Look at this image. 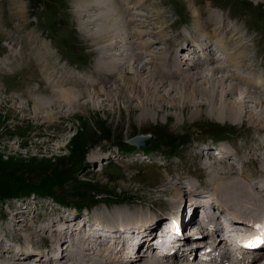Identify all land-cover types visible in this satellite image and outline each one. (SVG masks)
I'll return each mask as SVG.
<instances>
[{"label":"rangeland","instance_id":"obj_1","mask_svg":"<svg viewBox=\"0 0 264 264\" xmlns=\"http://www.w3.org/2000/svg\"><path fill=\"white\" fill-rule=\"evenodd\" d=\"M8 1L9 0H0V58L6 57L10 52L11 56L9 55V59L14 64L11 67L14 68L15 71L13 74H3L6 70L0 69V182L8 180L9 182L16 183V180L13 179L14 176H19L21 180H27V182L36 183L39 180L45 182L52 178V176L55 178V174H61L63 171L68 172L78 165L79 169H76V172H74L75 177L72 178L74 180L71 179L66 181L67 184L65 187H71L74 181L79 183L85 182L92 184L91 186L98 185L103 189L115 191L117 197L115 196L116 198H113L116 200L122 199V204L116 206H110L107 202V206L103 203H99L97 208L105 209V211L102 212L103 214L107 213L106 211L109 208H115L113 211H123L122 209L127 207H130L131 211L135 213H142L145 211L153 212L154 210L159 214H168L166 209H172V205L170 204V195L166 191H172V189H176V187L172 189L166 188L165 183L169 180H176L175 177L177 175L187 176L193 179L194 183L199 182L197 178L195 179L193 177L194 174L193 176L191 174L198 167L196 164L200 153L202 154V152H205L202 150L200 151V149L196 150V147L198 148L201 144L200 141L203 140L202 137L212 131L223 134L224 130H233L234 132L237 130L235 133H239V136H231V138H228L230 142L235 141L238 145L246 144L248 147H256L258 146L256 137L263 135L264 140V131L259 133L252 128L254 126L264 129V125L256 126L249 124V114L258 113L260 111V107L253 101L254 95L250 98L252 101L248 103L251 109L248 108L249 112L247 110L246 114L241 116L238 125L232 123L230 120L223 122L216 117V113L210 111L209 106L203 104L200 108L196 107L197 103L198 105L202 102L205 103L203 98L193 96L195 90L198 89L197 86L191 84L187 88V93L191 92V98L187 99V101H184L181 90L176 92L173 91L172 93L169 92L168 86L170 85H168V83L165 89L154 92L146 86L145 83L147 81L142 82L138 79H134L136 77L132 78V73L134 72L130 69V63L129 65L127 64V67L125 66L121 71H118L119 75L117 73V78L118 76L122 77L124 74L128 77L120 80L116 78L115 81L104 88V92H101V88L95 89L94 87H90L86 89L89 93H93V96L90 97V94H85L83 97L79 98L78 101L80 105L82 104L81 106L74 105V103L69 101L66 107L53 109V111L56 112L55 118H58L53 121L46 120L45 117L47 113L43 111L38 117H35V114L32 112L35 105L33 100L34 96L39 92L33 90L37 87L44 86L41 77H51L50 80H53L52 83L55 85L62 86L65 83L64 87L82 88V86H80V77H83L86 73L94 74L95 68L97 67L98 53L102 51V48L106 45L105 43L109 41L107 39L101 43L98 39L99 37L96 36L95 38L93 34L96 33L100 35L102 30H104V32H106L107 29L109 30L114 24V22L112 23V21H114L113 19L116 21L118 17L108 18L106 12L92 9L91 6L87 7L88 5H86V3H84V5H86L84 7L83 5H77L74 2L75 0H16L13 4V9L10 8L12 11L9 12ZM120 1L123 3L122 12L124 16L122 21L123 24H125H122L121 28L114 27V29L122 30L125 27L126 40L129 42H132V37H134L133 34L137 28L139 31L143 29L140 32L143 31V33H148L143 40L147 42L155 40L154 43L156 45L153 46V50L159 51L165 49L171 50L172 44H170V39L166 38L175 39V41L171 39V41L175 43L172 49L175 50H177L176 43L179 42L180 45V40L183 38L192 40L196 37H200L202 39L204 32L200 31L194 23V15L202 8L210 9L222 15L225 13V18H221L215 13L206 11L207 16L212 14V19H205V23L208 21L207 23L218 36L222 34L218 31V26H226V22L228 25L236 26L240 31L241 43L244 46L243 53H245L243 54V59H246H244L243 62L242 73L246 80L238 81L237 83L234 81V83L242 89L237 87L235 94L227 97V100L229 102L232 100H240L243 97L240 93L246 91L245 89H250V93L254 92L253 94L256 95L257 100H261L264 105V54L261 50L264 45V37L261 33L257 32L258 26H261L264 32V18L260 19V17L257 16V19H255L249 11L250 9L255 12L259 10V8L264 10V0H240L248 10L239 6L235 0H223L224 5H217L215 0H188L189 3L186 0H165L166 2L164 0ZM133 1L136 4L133 3ZM49 2H53L51 5L52 7L49 6ZM184 2L186 4H184ZM145 3H147V5ZM93 4L92 2V6ZM47 6L49 14L46 11ZM185 6L186 8H184ZM129 8L131 9L129 10ZM115 9L114 7L110 9L106 8L107 12L110 14H113ZM238 10L240 11L238 12ZM234 11H236L235 14H233ZM50 14H54V16H50ZM258 14L260 15L259 12ZM90 19H92L93 25L86 27L83 22H87V20ZM196 20H199L197 16ZM136 23H140V26L138 25V27ZM253 25L255 26L253 27ZM229 29L231 37L234 38V40L238 39L239 31L233 27ZM129 32H132L131 35ZM63 40L64 42H62ZM141 40L142 39H137L138 42ZM158 42L159 44H157ZM182 44H185V42ZM161 45L164 46V48ZM22 46L24 48H22ZM140 50L145 54L143 53V57L138 55L141 59H139L138 62L132 61L135 63V67L142 66L144 60L149 58L147 49L141 48ZM66 51L68 53H65ZM106 51L112 52L111 50ZM25 52L28 53L26 54ZM14 53H16V55ZM19 56L20 58H18ZM30 56H33L32 59H34L32 63H35H31V65L28 66L29 58H31ZM55 57L58 58L56 59ZM172 58H174V55ZM24 59H26V61ZM53 59L55 61H53ZM187 60L189 66L191 62L198 61L192 60L191 58L189 59L188 57ZM249 62H251V65ZM197 64L198 66L196 68H192V72H194V70H200V68L206 71L208 67H210L206 66L204 68V66H201L198 62ZM53 65H55L56 68ZM34 67L35 69H33ZM186 67L182 69H188V67ZM224 74L226 75V73H221V71L217 72V76H223ZM4 75H9L11 78L8 79V77H6L3 79L2 77ZM181 80L178 79L174 81L179 83ZM232 82L231 78H229L226 85L233 84L235 86ZM30 88L31 90L33 89L32 93H30ZM25 93L27 94L25 95ZM147 107H149L151 114L145 116L142 113L144 108ZM50 109H52V107ZM262 119H264V117ZM148 134L166 135L169 136L170 141L176 138L177 143L179 140H182V142L185 140L186 143L180 145L181 149L176 152L177 156L175 157L163 155L161 153L164 152H159L149 155L148 159L141 154L135 155L127 153L121 155L117 153L116 147H110L112 146V144H110L111 142H117L120 138H126V141H133L134 139H139L137 136ZM108 139L111 141H107ZM250 143L253 145H250ZM224 145L233 149L231 144L225 143ZM161 146H163V144H161ZM200 147L201 146H199V148ZM159 148H161V150L168 149V147ZM245 150L247 149L244 148V150H242L241 147V151ZM262 156L264 157V151H262ZM208 157L204 156L205 162L206 160H210V163H217L216 159L220 158L214 154ZM83 159H85V161H83ZM239 160L240 158L237 159V161ZM243 166L248 167L245 164H243ZM244 169L245 170L241 169V171L246 172L247 170L245 167ZM248 172L251 173L250 170H248ZM65 180L67 179H64V181ZM203 183L204 180L202 181V184ZM182 185L188 189L191 183L186 180ZM199 188H201V185ZM103 196H105V194ZM148 196L156 200L151 204L155 206V208L152 210H143V203H146L143 199ZM171 196L174 197L172 192ZM46 198L47 202L44 201L45 203H42L40 206L43 210L53 206L51 202L52 198ZM103 198L110 199L108 196ZM15 200V198L6 199V206L0 207H3L2 209L4 210L13 204ZM38 202L40 201L38 200ZM46 203L48 204L47 207H45ZM36 207H39V204L36 205ZM34 208L35 207H31L27 211L29 215L27 224L32 223V219L36 218L35 213L32 212ZM19 209L20 211L22 209L24 211L26 206L23 205ZM68 209L70 210V208ZM54 210L56 209H52L48 215L57 212ZM85 211L86 210H84V212ZM62 214L63 212H61V216ZM193 217L194 216L191 218L193 222H191L193 227L197 229L195 225L199 224L198 217L197 215ZM185 220L186 218L183 222H185ZM23 221L24 219L20 220L22 223ZM221 234L222 232H220V235ZM79 235H81V233H79ZM21 241L25 242V239H21ZM175 243L178 247L183 246L180 242ZM191 246L194 247V245Z\"/></svg>","mask_w":264,"mask_h":264},{"label":"bare ground","instance_id":"obj_2","mask_svg":"<svg viewBox=\"0 0 264 264\" xmlns=\"http://www.w3.org/2000/svg\"><path fill=\"white\" fill-rule=\"evenodd\" d=\"M15 1L16 0H14L11 3L10 8L13 9V4ZM186 1L188 2V0ZM74 2L77 5H83V7L88 5L87 7L91 6L92 9H95V10L98 9V10L104 11L107 13L106 16H108V18L109 17H114V18L118 17V18L116 19V21L115 19H113L114 20L112 21V23L114 22L113 26L110 27L109 30L107 29L106 32L102 30L101 34L97 35L96 33L93 34L94 33L93 31L92 34L95 36V38L96 36H98L99 37L98 39L101 41V43L107 39L109 40L108 41L109 43L106 42L105 43L106 48L103 47L102 51L98 53L99 56H98V61H97V67L95 68L96 70L94 72L95 74L93 76L88 75L86 78L82 80V82L80 83L81 84L80 86H82V88L64 87L65 83L62 86L55 85L52 83L53 80L52 81L50 80L51 77L42 78L40 76L41 79L44 81L45 86L42 88H36L35 90L32 89L35 92L36 91L39 92L36 96H34V100H33L35 102L34 103L35 105H34V109L32 110V112L35 114V117H38L39 114L43 111L47 113L45 119L53 121V120L58 119V118H55L56 112L53 111V109L62 108V107L64 108V106L66 107L68 105L69 101L74 103V105L81 106L82 104L80 105L78 101L79 98L83 97L85 94H90V97L93 96V93H89L88 90L86 89L90 87H94L95 89L101 88V92H104L103 91L105 90L104 88L107 87L109 84H111L113 81H115V79L117 78L118 71H121V69H123L125 66L127 67V64L129 65L130 63V69L133 70L134 72L132 73V78L136 77L134 79H138L142 82L147 81L145 83L146 86L149 87V89L154 92L155 91L157 92V90H160V89H165L166 84L168 83V85H170L168 86L169 92L172 93L173 91L176 92V91L181 90V93H182L181 95L183 96L184 101H187V99L191 98V94H190L191 92L187 93L188 92L187 88L191 84L194 86H197L198 89L195 90L193 96H199L200 98H203V101H205V103L202 102L199 105L197 103L196 107L200 108V106L203 104H205L206 106H209L210 111L212 113H216L217 114L216 117L223 122L230 120L232 123L238 125L240 123L241 116L246 114L248 108L251 109V106L248 103L249 101H252L250 98L254 95L253 101H255L257 106L260 107V111L258 113L249 114V118H250L249 124L256 125V126L264 125V121H263L264 119H262L264 117V105L262 104L261 100H257L256 95L253 94L254 92L250 93L251 91L250 89L249 90L245 89L246 91H243L240 93L243 96L242 99L240 100H232L231 102L227 100V97L235 94L237 87L242 89L236 83L238 81L246 80L242 73V66H243V62L245 59V58L243 59L244 57L243 54L245 53H243L244 46L241 43V35L239 32V38L234 40V38L231 37L229 28H232V27L235 29L237 28L235 26L228 25L226 22V26H218V31L222 33L220 36H218V34L213 30V28L209 26V24L207 23L208 22L207 20H206L207 22L205 23V19H208V20L212 19V14L207 16L206 11L210 13H215L221 18L223 17L225 18L224 16L226 15L225 13L224 15H222L210 9L202 8L201 10L196 12V15H194V23L198 29L202 30L205 33L206 39H204L205 44L202 47H200V49H194L193 54L189 55L188 58L189 59L191 58L192 60H198L197 62L201 66H204V68L206 66H210V67H208L207 70L205 69L206 71H203L204 69L200 68V70H194V72H192L193 71L192 68L193 67L196 68L198 66L197 62H191L190 63L191 65L188 66V69L183 70L182 68H185V66L181 68V66L178 64V61L172 58L173 53H174V49L172 48L175 45V43L171 41V39L173 38H166V39H170V44H172L171 50L165 49L163 51H159V50H153V46L156 45L154 43L155 40L152 42L150 41L147 42L143 40V38L148 34V33L147 34L143 33V31L140 32L143 29L139 31L137 28V30L133 34L134 37H132L133 38L132 42H129L126 40L125 27L122 30L121 29L115 30L114 27L121 28L123 24V21H122V18L124 16V13L122 12L123 3L120 0L119 1L118 0H75ZM92 2L94 3L93 6H92ZM84 3H86V5H84ZM133 3L135 2L133 1ZM147 3L145 4L147 5ZM184 4L186 3L184 2ZM112 7L116 9L113 11V14H110L107 12L106 8L110 9ZM133 8H132V11H133ZM184 8H186V6ZM130 9L131 8H129V10ZM239 11L240 10H238V12ZM196 16L198 17L199 20H196ZM83 24H85V26L88 27L89 25H93V21L92 19H90V20H87V22H83ZM139 24H137V26ZM132 29H133V26H132ZM117 38H120V39H117ZM137 39H142V40L138 42ZM173 40L175 41V39ZM157 44H159V42ZM162 47L164 48V46ZM215 47L224 54L222 58H219L215 55ZM22 48L24 47L22 46ZM141 48L148 50L147 53H148L149 58L145 60L143 59L144 62L142 63V66L140 67L137 66L139 67L137 68L135 67L134 65L135 63L133 62L134 61L138 62L140 59L139 56L143 57L144 52L140 50ZM106 50H111L112 52H108ZM181 51H185L184 46H182ZM25 53L27 54L28 52H25ZM14 54L16 55V53ZM30 57L31 58L29 59L31 60L30 62L32 63L34 58L32 59L33 56H30ZM18 58H20V56ZM54 59L53 61H55ZM24 60L26 61V59ZM251 62H249L250 65H251ZM34 63L35 62H33L32 64ZM29 65L30 64L28 62V66ZM53 66L55 67V65ZM33 69H35V67ZM37 71H40V70H37ZM220 71L221 73H226V75L224 74L223 76L222 75L217 76V72H220ZM10 72H12V70H10ZM122 77L118 76L117 80L124 79L125 77H128V76L124 74L122 75ZM227 77L228 79L231 78V81H233L232 83H234V81L236 82L234 83L235 86L233 84L226 85L228 81ZM178 79L179 80L182 79V80L179 83L174 81ZM246 88H247V84H246ZM32 90L30 93H32ZM256 92L258 93V90ZM26 94L27 93H25V95ZM51 107L52 109H50ZM142 114L145 116L151 114L149 107L144 108ZM57 125H60V124H57ZM252 128L258 131L259 133L264 131V129L260 127L253 126ZM256 141H258V146L256 147L247 146L248 148H246L247 150L245 151L232 152V151L226 150L225 156L223 155L222 158L216 159L217 163H210V160L209 161L206 160L205 162L204 154L200 153L201 157H199V159L197 160L196 165H198V167H197V172L194 174V177L201 179L202 181L204 180L203 185L207 189V191L200 190L198 183L196 182L194 183L193 179H190L187 176L177 175L175 177L176 180L174 181L169 180L167 183H165L166 188L168 187L172 189L173 187H176V189H172V191L171 190L166 191L170 195L169 199H170V204L172 205V207L173 208L182 207L184 211L183 213L184 218L182 217V223L181 225L179 224L178 226L179 228L177 229V225L174 222H172L170 224V227L168 226L167 230L165 231L170 236L172 235L173 239L176 240V242H180L183 244V246H181L180 248L187 246V249L183 250L182 253H179L177 255L175 254L174 256H164L162 258H158L153 255V252L151 250L148 249L149 247H151V243L149 242L147 237L154 235L156 227L159 225V223H161V221L165 220V216L158 215V213L154 210L153 212L145 211L142 213H139V212L135 213L131 211L130 207H127V208H123L122 209L123 211H110V212L103 214V215H110V213H116L118 214L117 215L118 219L122 221H126V222L135 221V220L141 221V227H142L140 230L141 233H139L138 236H136L134 239L129 238L132 241H130L129 239H122L120 237H117V240L126 247L125 248L126 250L122 251V250H116V247L114 246H108L104 248L94 247L85 238H83L82 235H79L81 229L85 227V225L82 223H80V226L78 225V221L82 220V218L85 216L83 213L76 214L71 219H67L65 217L63 218V214L61 216V212L57 210V212L55 213H52L50 215L47 214L46 218L36 221L35 223L37 225L36 226L34 224V221H32V223L26 224L27 219L25 218H23L24 219L23 223L20 222L22 218H21V215L19 214L20 212L19 208H21L23 204L14 203L12 206V209H13L12 219H15V222L10 224L8 226V229L12 233L16 234L17 240L15 242L17 244L7 245L4 243L3 240L0 241V264H198L196 263L198 252L204 250L207 246H214L215 250L223 251L224 255L226 256V250H225L226 244L224 243L225 241L220 235V232H223L222 222L224 220H226L227 223L233 227L234 231H237L240 228H249L248 232L250 231V228H252V225H251L252 221L264 220V158L262 156V151H264L263 135L256 137ZM251 144L252 143H250V145ZM235 155H239L236 157V159L240 158L239 162H242V164H245L248 167H253L254 174L241 171V167L238 166V163L233 161V158ZM186 180L191 183V186H189L188 189H186L182 185V183L185 182ZM171 192L174 194V197L171 196ZM198 199H209L210 203L208 202L206 204L207 207L204 206L203 208L205 211L204 222H200L198 219L199 224L195 225V227L197 228L195 229L192 224L193 221L191 220L192 222H188L187 216H188L189 211L193 208L194 212L192 213L193 214L192 216L195 217V215H197V217H199L198 210L202 206H200V204L197 203ZM143 201H146V203H143L144 204L142 206L143 210H146V209L152 210L155 208V206H152L151 204L154 203L156 200L151 198L150 196H148L147 198H144ZM204 203H206V201H204ZM185 218L186 220L185 222H183ZM35 219H32V220H35ZM61 223H63L64 226L63 227L61 226L60 228H58V226ZM23 231L25 232V234L21 236V233ZM86 232H87V236H89L88 231ZM190 233H193L194 235H198V237H194L193 239H190L191 242L186 241V238ZM100 238L101 237H97L96 238L97 241H100L99 240ZM21 239H25V242L21 241ZM42 240H46V245L48 247L47 249L41 250L42 247L39 246V244ZM134 240H138V242L134 243ZM100 242L110 243L108 238ZM192 242H196L197 244H195L194 247L189 248V245ZM95 243L98 244V242H95ZM114 245H116V243H114ZM33 249H37L38 251L36 252L31 251ZM223 252H221V254H223ZM193 255L195 256L194 259L190 260V258ZM225 262L226 264L227 263L229 264H264V251L263 250L258 251L257 254L248 257L243 263H241V261L237 262L236 260H227Z\"/></svg>","mask_w":264,"mask_h":264},{"label":"trees","instance_id":"obj_3","mask_svg":"<svg viewBox=\"0 0 264 264\" xmlns=\"http://www.w3.org/2000/svg\"><path fill=\"white\" fill-rule=\"evenodd\" d=\"M258 12L264 18V10H261V8H259V10H256L254 14L258 15ZM156 137L157 145H160V143H167L168 146L172 144L174 145V148L179 147V143L176 142V138L170 141L169 136L166 135L160 134L156 135ZM107 141L111 140L108 139ZM83 161H85V159H83ZM77 167L78 165H76L73 170L70 169L68 172L63 171L61 174H55V178L52 176V178L48 179V181L45 182L40 180L36 183L30 181L27 182V180H21V177L19 176H14L13 178L16 180V183L9 182L8 180L0 182V200L5 201L6 199L20 198L31 194H36L39 196L51 197L54 200L65 205L70 204V201H72V199H77L78 206L82 208L85 204H92L96 202V197L101 194H106L109 196L116 195L115 191L105 188L103 189L98 185L91 186L92 184L85 182L79 183L77 181H74L71 187H65V185L67 184L66 181H69L73 177H75L74 172H76V169H79V167ZM64 179L67 180L64 181Z\"/></svg>","mask_w":264,"mask_h":264},{"label":"water","instance_id":"obj_4","mask_svg":"<svg viewBox=\"0 0 264 264\" xmlns=\"http://www.w3.org/2000/svg\"><path fill=\"white\" fill-rule=\"evenodd\" d=\"M143 138L145 137V136H142Z\"/></svg>","mask_w":264,"mask_h":264}]
</instances>
